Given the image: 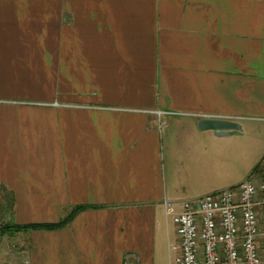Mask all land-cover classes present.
<instances>
[{
	"label": "crops",
	"instance_id": "obj_1",
	"mask_svg": "<svg viewBox=\"0 0 264 264\" xmlns=\"http://www.w3.org/2000/svg\"><path fill=\"white\" fill-rule=\"evenodd\" d=\"M249 144L264 0H0V219L84 208L2 235L6 264H175L172 215L256 174Z\"/></svg>",
	"mask_w": 264,
	"mask_h": 264
},
{
	"label": "built area",
	"instance_id": "obj_2",
	"mask_svg": "<svg viewBox=\"0 0 264 264\" xmlns=\"http://www.w3.org/2000/svg\"><path fill=\"white\" fill-rule=\"evenodd\" d=\"M172 223L175 264H264V155L236 186L184 201Z\"/></svg>",
	"mask_w": 264,
	"mask_h": 264
},
{
	"label": "rangeland",
	"instance_id": "obj_3",
	"mask_svg": "<svg viewBox=\"0 0 264 264\" xmlns=\"http://www.w3.org/2000/svg\"><path fill=\"white\" fill-rule=\"evenodd\" d=\"M165 119L167 120L169 118L165 117V116H162V117L156 116V120H159L158 124H160V126H162V124H164V120ZM263 150H264V147L261 148L260 144H249L248 156H247V159H245V160L243 159L244 162L249 161V163L251 165L253 163H254L253 165H256V163L258 161L257 159H258L259 155L262 153ZM4 223L5 222H2L1 219H0V229L2 227H4ZM10 239H8L7 235L6 236H1L0 235V262L6 263V261L4 260V251L8 250V248L11 246L10 244H13V242H14V241H10Z\"/></svg>",
	"mask_w": 264,
	"mask_h": 264
},
{
	"label": "trees",
	"instance_id": "obj_4",
	"mask_svg": "<svg viewBox=\"0 0 264 264\" xmlns=\"http://www.w3.org/2000/svg\"><path fill=\"white\" fill-rule=\"evenodd\" d=\"M258 166L254 168V171L257 169ZM84 209L83 207H76L72 210V212L62 221L56 223V224H29V225H6L0 229V235L4 234H15L19 232H25L29 230H54L57 228H60L64 226L71 218L72 216Z\"/></svg>",
	"mask_w": 264,
	"mask_h": 264
},
{
	"label": "water",
	"instance_id": "obj_5",
	"mask_svg": "<svg viewBox=\"0 0 264 264\" xmlns=\"http://www.w3.org/2000/svg\"><path fill=\"white\" fill-rule=\"evenodd\" d=\"M200 130H211L218 136H223L229 131L238 130L239 126L230 121L202 119L198 122Z\"/></svg>",
	"mask_w": 264,
	"mask_h": 264
}]
</instances>
